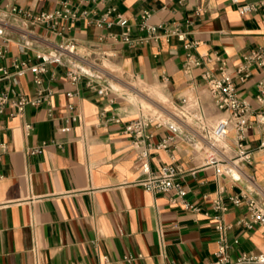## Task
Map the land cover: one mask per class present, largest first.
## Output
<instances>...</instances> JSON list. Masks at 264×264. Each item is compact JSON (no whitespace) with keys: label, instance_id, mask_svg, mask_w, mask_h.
<instances>
[{"label":"crops","instance_id":"crops-1","mask_svg":"<svg viewBox=\"0 0 264 264\" xmlns=\"http://www.w3.org/2000/svg\"><path fill=\"white\" fill-rule=\"evenodd\" d=\"M260 2L0 0V43L6 49L1 63L11 72L14 62L34 65L38 54L55 52L60 45H74L77 53L65 57L67 66L48 65L41 75L40 88L50 93L46 101L28 105L21 114L12 115L10 107L0 114V264H206L219 249L218 216L228 225L231 259L264 252V227L238 224L248 211L231 201L243 192L264 205V125L253 116L264 109L257 98L261 83L264 89V66H251L243 82L237 73L246 54L264 49ZM245 4L259 8L241 14ZM64 6L77 17L62 34L13 12L37 14ZM107 13L113 23L98 26ZM118 14L128 21L130 44L121 39L127 27L115 23ZM148 26L157 27L156 32ZM175 28L185 40L172 34ZM190 42L195 44L187 48ZM190 54L201 64L186 68ZM71 65L84 72L77 83L67 77ZM222 68L251 107L244 142L252 160L241 164V172L231 165L238 157L233 128L222 147L212 148L202 138L204 126L228 115L217 108L201 76ZM131 81L146 85L149 95ZM100 88L111 92L99 94ZM8 90L44 97L31 70L20 77L0 75V92ZM137 95L153 106L161 95L183 111L176 117L168 110L162 126L149 128L154 142L177 136L176 147L153 149L149 160L153 170L180 165L186 200L197 210L185 208L173 192L152 193L141 185L146 173L125 126L154 110H146ZM217 197L226 211L215 209Z\"/></svg>","mask_w":264,"mask_h":264},{"label":"built area","instance_id":"built-area-1","mask_svg":"<svg viewBox=\"0 0 264 264\" xmlns=\"http://www.w3.org/2000/svg\"><path fill=\"white\" fill-rule=\"evenodd\" d=\"M261 6L264 9V0H261ZM259 8L258 4H245L240 7L241 14H247L255 11ZM14 13L23 17L33 25H43L49 27L52 31L62 34L67 28V23L73 21L77 17V12L71 11L67 6L63 9H56L53 11H42L37 14H32L26 11L13 9ZM108 14H105L96 21L98 26L108 25L113 22L108 20ZM150 13L146 11L142 16L144 25ZM62 22L65 24L62 25ZM115 23L118 25L127 27L128 21L123 16L118 14L115 18ZM147 26V25H146ZM148 29L153 34L156 32L157 27L148 26ZM172 34H176L179 39L185 40V34L182 33L179 28H175ZM121 39L124 43L130 44L132 42L131 31L129 27L121 35ZM195 43H187L186 47L191 48ZM6 53L5 46L0 43V75L4 78H12L14 76L20 77L25 75L27 70H31L34 75V81L39 86V95L44 97L39 98H27L21 93H16L13 90L0 92V114L4 113L7 107L12 109V115L21 114L24 112L28 105L38 106L43 101L47 100V96L44 94L42 87L43 79L42 74L48 69V65L57 64L67 66L65 57L67 55H76L74 45L70 46H57L55 52L52 53H40L37 55L39 62L29 66L27 62H14V72H11L7 67L2 65L1 60ZM201 61L193 55H188L185 66L190 68L192 66H198ZM253 65L258 67L264 66V49L256 48L251 50L243 57V65L238 67L237 73L239 79L243 82L250 76L249 68ZM84 76V72L75 67L74 65L67 67V77L73 83H77ZM202 79L205 81L208 90L210 91L212 98L218 109L226 112L227 117L219 120L214 126H204L202 138L206 144L212 148L222 147L226 141V136L230 128H233L236 133V147L238 150V157L231 160V165L234 169L242 171L241 164L249 163L252 160V151L245 144V138L247 130L249 129L250 122L248 115L251 113V107L249 104L239 97L236 84L234 83L233 76L225 69H221L219 74H215L209 70H205L202 74ZM88 84L95 87L94 83L89 80ZM263 84H260L259 93L257 98L260 102L264 101V89ZM99 94L108 96L110 90L107 88L98 89ZM72 92H68V96H72ZM72 108V106H70ZM168 109L165 107L157 108L149 115H142L131 119L125 126V132L131 139L132 147L137 152V158L141 161L142 170L146 173V177L141 181V185L146 191L152 193H169L173 192L175 198H179L181 203L187 209L197 210L193 204L186 200L187 190L184 188L179 178L182 174V168L180 165L174 163L164 165L159 169L153 170L150 164V153L153 149H168L172 146L176 147L177 136L167 135L163 137L159 142L152 140L153 134L149 132V128L153 125L158 127L162 126L163 118L168 115ZM166 115V116H165ZM254 121L257 124L264 125V109H257L253 112ZM115 122H121V119L116 117ZM28 129L31 125H26ZM217 171L222 172L217 168ZM231 201L236 206L245 205L248 211L246 218L240 219L238 224L244 225L248 228H252L255 224H260L264 227V205L252 196H248L241 192L231 197ZM213 205L215 209L220 211H226L227 206L223 202L221 197H217ZM217 230L220 232L221 240L219 242V249L216 253V258L206 264H264V252L251 254L242 253L235 259H231L229 254V245L226 242V230L228 225H225L222 219L217 217Z\"/></svg>","mask_w":264,"mask_h":264},{"label":"rangeland","instance_id":"rangeland-1","mask_svg":"<svg viewBox=\"0 0 264 264\" xmlns=\"http://www.w3.org/2000/svg\"><path fill=\"white\" fill-rule=\"evenodd\" d=\"M2 23V22H1ZM104 65H106L107 67H109L110 69H113L111 66H109L106 62L104 63ZM131 83L135 86V87H137L138 89H141V90H143L144 92H143V94L144 95H149V93H150V91H149V89H148V87L146 86V85H142V84H140V81H137V82H135V81H131ZM137 93H134V96L136 95ZM136 98L137 99H139V100H143V99H141V97H139L138 95L136 96ZM147 98H149V97H147ZM154 101H156L157 103H158V106H153V105H151V103H149V101L147 100H143L142 101V103L144 104V107L146 108V110H148V109H153L154 111L159 107V108H161V107H165V108H167L168 110H170L171 112H172V114L174 115V116H176V117H182V116H184V113H183V111L181 110V109H179V108H177V107H175L173 104H171L170 103V101L169 100H167L166 98H162V96L160 95V97L158 96L157 98L156 97H154ZM166 116V115H165ZM189 121H190V118L188 119Z\"/></svg>","mask_w":264,"mask_h":264}]
</instances>
